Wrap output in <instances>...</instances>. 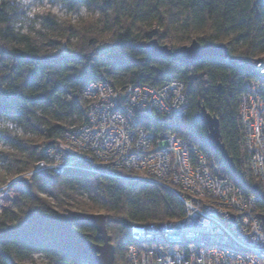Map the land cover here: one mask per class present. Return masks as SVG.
I'll list each match as a JSON object with an SVG mask.
<instances>
[{
	"label": "trees",
	"instance_id": "obj_1",
	"mask_svg": "<svg viewBox=\"0 0 264 264\" xmlns=\"http://www.w3.org/2000/svg\"><path fill=\"white\" fill-rule=\"evenodd\" d=\"M69 12L81 5L104 14L102 26L60 25L48 16L44 27L51 31L42 40L17 32L19 11L10 0H0V187L4 175L18 176L32 171L43 159L39 146L59 140L67 129L83 121L84 91L92 83L105 82L121 88L142 83L163 87L180 81L186 86L188 115L180 126L163 118L149 121L139 115L146 131L169 129L186 137L207 155L213 175L233 182L247 193L258 187L264 196V180L249 171L244 130L240 120V97L244 82L255 79L241 59L264 56V0H56ZM62 32L63 37L57 38ZM110 33L109 42L99 43L101 34ZM66 38L68 54L59 53ZM77 37L79 44L71 43ZM173 39L177 46L198 41L202 47L225 45L231 61L209 56L193 66L153 56L146 45ZM100 44V43H99ZM56 52H48L47 48ZM176 50V49H173ZM94 52L89 55V52ZM220 122L222 142L233 159L234 176L219 153L210 149L207 129L198 121L202 108ZM10 125V127H9ZM69 126V127H67ZM21 183L29 188L14 201L16 210L0 216V231L21 227L31 212L55 213L73 208L86 214H104L115 244V264H127L126 250L134 225L170 222L185 216L182 201L161 186L125 184L119 179L84 171H67L51 180L39 173ZM86 186L87 200L75 198L76 188ZM264 215V201L259 203ZM75 231L82 239L101 243L96 228L81 223ZM44 254L58 264H92L71 251L63 237L44 235L30 229L25 233L0 236V264H16L34 254Z\"/></svg>",
	"mask_w": 264,
	"mask_h": 264
},
{
	"label": "built area",
	"instance_id": "obj_2",
	"mask_svg": "<svg viewBox=\"0 0 264 264\" xmlns=\"http://www.w3.org/2000/svg\"><path fill=\"white\" fill-rule=\"evenodd\" d=\"M241 61L256 76L244 82L240 97L249 171L264 180V56ZM171 62L168 72L179 64ZM185 89L180 81L159 88L90 84L83 94L87 104L82 123L69 127L59 140L42 142L43 159L0 192L26 176L67 171L161 186L182 201L185 216L132 226L127 264H264L260 197L213 175L206 153L186 137L174 130L149 132L141 127L139 115L180 127L188 115Z\"/></svg>",
	"mask_w": 264,
	"mask_h": 264
},
{
	"label": "water",
	"instance_id": "obj_3",
	"mask_svg": "<svg viewBox=\"0 0 264 264\" xmlns=\"http://www.w3.org/2000/svg\"><path fill=\"white\" fill-rule=\"evenodd\" d=\"M146 49L155 57L162 60L176 61L187 66H193L197 61L204 57L216 56L227 59L228 50L225 45L202 47L198 41H193L190 45L180 47L176 50L169 48L167 45L160 44L153 40L146 45ZM198 121L208 131L207 142L211 150L219 153L227 163L230 170L237 175V169L233 159L230 157L226 146L222 142L220 122L218 118L212 115L206 107L202 106ZM53 142H51L52 144ZM54 180L53 175H48ZM254 193L264 201L258 187L254 188ZM264 225V215L261 216ZM81 223H89L96 228L98 240L96 243L90 240L82 239L75 231V227ZM33 229L40 234L56 235L63 237L67 247L78 253L83 258L89 260L92 264H115L116 249L112 243V237L107 229V217L104 214H86L68 210L65 213L55 211L53 215H46L40 212H31L28 220L21 227H12L7 232L0 231V236H7L13 233H25Z\"/></svg>",
	"mask_w": 264,
	"mask_h": 264
},
{
	"label": "rangeland",
	"instance_id": "obj_4",
	"mask_svg": "<svg viewBox=\"0 0 264 264\" xmlns=\"http://www.w3.org/2000/svg\"><path fill=\"white\" fill-rule=\"evenodd\" d=\"M13 4V6L15 7L16 10L19 11V21H18V24L20 23V21L22 20L23 18V12L18 9L17 7V3H16V0H10ZM35 2V0H34ZM51 3L55 4L57 3L56 0H50ZM64 7V6H63ZM65 8V7H64ZM50 16V15H48ZM48 16H44L42 17V26L43 28L45 29V31L41 32V33H38V36L37 37H33L32 35H26V34H23V35H26V36H30L31 38H34L36 39L37 41L38 40H42L43 36H41L42 34L44 35H50L51 34V31L46 29L44 27V23H45V19L48 17ZM17 24V25H18ZM73 26H77L76 24L74 23H69ZM90 24V23H89ZM89 24H87V26H89ZM16 25V26H17ZM94 25V29H96V26L97 24L93 23ZM85 26V25H84ZM84 26H79V27H84ZM17 32H19L20 34H22V30L17 28ZM57 38L60 39L61 37H63V33L62 32H58L57 33ZM78 38L75 37V38H72L71 39V43L73 45H77L79 44V40H77ZM62 48L60 49L59 53L61 55H67L68 54V46H67V43H66V38H62ZM99 43H96L95 47L99 48L101 43H108L109 42V38L107 40H102L101 38L99 39L98 41ZM162 45H167L169 48L171 49H178L180 47H183V46H177L176 42L173 40V39H167L165 40L164 42L161 43ZM187 45H190V44H187ZM48 49V52H56L55 50L53 51V49L50 47V48H47ZM66 50V53H63L64 51ZM94 52H89V55L90 54H93ZM100 83V82H98ZM185 92H186V89H185ZM85 102V101H84ZM87 104V102H85V105ZM84 105V106H85ZM3 124L4 122L3 121H0V127H3ZM69 127V126H67ZM0 148L3 149L5 148L4 147V144L3 143H0ZM210 165V164H209ZM211 170V169H210ZM26 173V172H24ZM22 173V174H24ZM22 174H19L18 176H11V174L7 173L4 175V180H5V183L0 187V188H4L6 186H8V184H11L17 177L21 176ZM34 177V176H33ZM55 177V176H54ZM32 177H29V176H26L23 178V180H30ZM29 188V185L28 186H25L23 185L21 182H17V183H14L13 185H11L9 188H7L6 190L0 192V216L7 210H16V207L14 205V201L17 199V197L21 194L22 191H24L25 189ZM43 198H46L48 199L50 202H52L54 205H55V211H59V212H62V213H65L67 212L68 210H73V211H76V212H81L79 210H77L76 208H73L72 206L76 204V202L73 200V201H70V204H72L71 207L68 208V210L64 211V210H60L57 203L52 199V198H49L47 197L46 195H41ZM75 198L77 200H87V192H86V186L83 184V185H80L79 187L76 188V191H75ZM185 206V205H184ZM186 209V207H185ZM83 213V212H82ZM17 227V226H15ZM109 235H111L112 237H114L116 239V234H113L109 232ZM116 241L118 242V240L116 239ZM113 243V242H112ZM114 244V243H113ZM115 245V244H114ZM16 264H58L57 262H53L51 261V259H49L47 256H45L44 254H41V253H38V254H34L32 255L29 259H26V260H23V261H16ZM120 264V263H118Z\"/></svg>",
	"mask_w": 264,
	"mask_h": 264
},
{
	"label": "clouds",
	"instance_id": "obj_5",
	"mask_svg": "<svg viewBox=\"0 0 264 264\" xmlns=\"http://www.w3.org/2000/svg\"><path fill=\"white\" fill-rule=\"evenodd\" d=\"M17 7L23 12V18L16 26L22 34L37 37L38 33L45 31L42 26V17L54 16L60 25L74 23L84 26L95 23L102 26L104 14L100 11H90L86 5H81L78 12H69L61 3H51L50 0H16ZM110 33L101 34L102 40H107ZM10 127V125H9Z\"/></svg>",
	"mask_w": 264,
	"mask_h": 264
},
{
	"label": "bare ground",
	"instance_id": "obj_6",
	"mask_svg": "<svg viewBox=\"0 0 264 264\" xmlns=\"http://www.w3.org/2000/svg\"><path fill=\"white\" fill-rule=\"evenodd\" d=\"M9 187H10V186H9ZM9 187H8V188H9Z\"/></svg>",
	"mask_w": 264,
	"mask_h": 264
}]
</instances>
